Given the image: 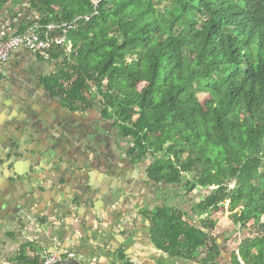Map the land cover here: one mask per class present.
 I'll return each mask as SVG.
<instances>
[{
    "label": "trees",
    "instance_id": "1",
    "mask_svg": "<svg viewBox=\"0 0 264 264\" xmlns=\"http://www.w3.org/2000/svg\"><path fill=\"white\" fill-rule=\"evenodd\" d=\"M5 5L34 13L14 35L36 28L43 38L66 37L49 47L57 71L42 78L64 107L99 111L158 183L187 196L208 190L190 210L171 203L146 211L161 248L215 260L216 228L230 213L239 228L238 239L225 240L233 263L264 264V0Z\"/></svg>",
    "mask_w": 264,
    "mask_h": 264
},
{
    "label": "crops",
    "instance_id": "2",
    "mask_svg": "<svg viewBox=\"0 0 264 264\" xmlns=\"http://www.w3.org/2000/svg\"><path fill=\"white\" fill-rule=\"evenodd\" d=\"M27 8L0 6V42L13 36L24 20L34 19V13ZM14 13L19 15L14 17ZM56 71L55 62L40 59L26 48L17 50L0 67V264H29L28 260L34 257L41 260L51 254L64 257L71 254V258L85 264H119L120 259L126 264H196L171 255L154 239L146 211L157 210L164 204V197L158 200L157 196L148 198L141 190L126 191L132 176L125 169L117 177L122 195L118 194L112 203H101L97 201L100 197L97 191H83L77 181L60 176L61 164L55 159L49 157L48 163L39 165L30 160L28 151L15 150L20 143L10 138L17 132L13 126L18 115L14 113V80L29 86L18 88L23 89L32 106L41 103L49 106L39 80L42 82L43 77ZM31 92L36 96L32 97ZM56 104H53L56 111H61ZM60 120L63 123L46 126L56 138L48 135L49 148L59 140L66 146V129L62 125L68 123L65 118ZM25 147L27 150L32 146ZM106 180L96 173L93 182L97 190ZM225 240L222 238L221 242ZM231 256L229 248L219 261L229 264Z\"/></svg>",
    "mask_w": 264,
    "mask_h": 264
},
{
    "label": "flooded vegetation",
    "instance_id": "3",
    "mask_svg": "<svg viewBox=\"0 0 264 264\" xmlns=\"http://www.w3.org/2000/svg\"><path fill=\"white\" fill-rule=\"evenodd\" d=\"M40 86L43 87L44 90V98L47 99L45 101L49 104V106L45 103L38 104V106H32L30 101H28L24 96H26L23 93V89L18 88V85L24 86L26 89L29 88L28 85H25L23 82L14 80V102H16V106L14 105V113L17 115V121L13 125L15 129H17V132L14 131L13 134L10 135V138H12V142L20 143L18 149L15 148L16 151H25L24 153H27V151L31 154H28V157H30V160L33 161V163H38L39 165L48 163V158H52L53 160H56V163L61 164V169L59 170V174L64 175L68 180L70 181H77L83 191L87 192H93L97 191L96 195H100L99 199L97 201L103 202V203H112L114 202L120 194L122 195V184L121 181H118L117 179L119 173L123 172L121 168H117L120 163V161L117 157L111 156L109 157L107 153L111 150L110 146L105 151L103 150L102 153H99L96 155L93 150L95 147H99L101 143L95 142V140H90L88 137L92 136L99 132L96 130V127H93L91 130L87 128L80 127L73 132L72 130L74 127L78 126L77 121L75 120H69L65 119V122L68 123L67 125L64 124L62 126H65V138L66 140V146L62 144V142L59 140L56 146H51V148L47 145L48 135H50V138L56 139L54 131L47 127H52L55 123H63L60 119L62 118V115L66 110L70 113L74 114H80V112H74L71 109L64 107L58 99H56L54 96H52L43 85V82L39 80ZM37 87V84H35ZM17 92V93H16ZM32 97H35L36 95L31 92L30 93ZM57 101V102H56ZM56 104L61 111H56L55 106L53 104ZM61 104V105H60ZM87 114V113H82ZM25 126H28V129H26ZM47 126V127H46ZM22 133V134H19ZM20 136V138H18ZM32 136V138H30ZM34 137V139H33ZM29 144L32 147H27L28 149L25 150V145ZM106 144V143H105ZM69 146V147H68ZM104 149V148H102ZM31 150V151H30ZM128 161L131 164H135L134 160L129 157L128 151H127ZM118 170V171H117ZM99 172V174L105 176L107 179L97 190V184L93 182V178L95 177L96 173ZM116 178V180L114 179ZM134 179V180H133ZM137 175L132 174V179H130L129 187L127 186L125 189L128 192L136 193L137 190H141V192L150 198V196L153 197L154 194L158 195L159 191H154V185L157 186H163V183H158L155 179H153L150 175V173L147 171L144 181L145 186H141L140 184H136ZM148 180H151L153 183H149ZM91 185L93 186L91 188ZM148 185V186H147ZM149 188V190H147ZM164 188V187H163ZM152 193L151 195H147L146 193ZM119 194V195H118ZM96 198V196H95ZM115 198V199H114ZM165 201L163 202V205L169 204L170 200L167 198H164ZM162 205V206H163ZM159 208V207H158ZM217 242L219 244L220 254L218 257H216L215 260L210 261L205 264H211V263H218L221 264L219 259L223 257L226 254L227 249H229L227 243H222L221 239L216 236ZM196 264H204L199 263V261H192ZM229 264H234L233 261Z\"/></svg>",
    "mask_w": 264,
    "mask_h": 264
},
{
    "label": "rangeland",
    "instance_id": "4",
    "mask_svg": "<svg viewBox=\"0 0 264 264\" xmlns=\"http://www.w3.org/2000/svg\"><path fill=\"white\" fill-rule=\"evenodd\" d=\"M201 99L204 98V95L200 96ZM62 118L69 119V120H75L78 123V126L74 127L72 130L75 132L76 129L80 127H85L87 129H92L93 127H96V130L99 132H96L92 138L89 136L88 138L90 140H95V142L101 143L100 148L95 147L93 152L98 155L99 153H102V151L107 149L109 146L111 148L110 151L107 149V153L109 157L114 156L117 157L120 161L118 166H116L118 169L121 168V170H126V173L128 174H136V184L145 186V175L148 171L149 166L147 165V162L144 160L140 163L131 164L128 161L127 151H128V143L120 140L117 138L116 130L113 128V125H111V121L105 119L99 111L93 110L91 112H88L87 114H74L70 113L66 110V112L63 113ZM56 125V124H55ZM106 143V144H105ZM109 145V146H107ZM69 147V146H68ZM104 148V149H102ZM112 159V157H111ZM118 171V170H117ZM134 180V179H133ZM149 183L151 180H148ZM148 186V185H147ZM164 187V188H163ZM154 191H159L158 195L154 194L153 196H157L158 200H160L161 197L167 198L170 200L169 204H178L181 205V208L185 210H190V208L196 204L203 195L208 193V190L206 189H197L192 195L187 196L188 190L187 189H179L177 187L172 186H160L157 184V186L154 185ZM149 190V188L147 189ZM147 195H151L152 193H146ZM165 201V199H164ZM230 213H227L226 216L220 221L219 226L216 228V236H218L220 239L222 238H229L231 239H238L239 235V228L236 227V225L233 224V222L229 219ZM197 219L203 218V216H196ZM224 236V237H223Z\"/></svg>",
    "mask_w": 264,
    "mask_h": 264
},
{
    "label": "built area",
    "instance_id": "5",
    "mask_svg": "<svg viewBox=\"0 0 264 264\" xmlns=\"http://www.w3.org/2000/svg\"><path fill=\"white\" fill-rule=\"evenodd\" d=\"M70 27V26H66ZM67 29H65V32ZM65 36H58L51 38L46 36L43 38L36 28H31L23 34L13 35L10 38L4 39L0 42V67L4 66L10 60L11 56L19 49L26 48L34 54L40 53L44 60H49L50 55L48 49L52 44L66 43ZM71 49V45H68ZM67 256L46 255L41 259L40 264H70L69 262H62V260L71 258V254Z\"/></svg>",
    "mask_w": 264,
    "mask_h": 264
},
{
    "label": "water",
    "instance_id": "6",
    "mask_svg": "<svg viewBox=\"0 0 264 264\" xmlns=\"http://www.w3.org/2000/svg\"><path fill=\"white\" fill-rule=\"evenodd\" d=\"M42 259V258H41ZM62 262H69L70 264H85L84 262H81V261H79L78 259H76V258H67V259H64V260H62ZM120 263H122V264H126L125 262H124V260H122V259H120L119 260V264ZM211 264H218V263H211Z\"/></svg>",
    "mask_w": 264,
    "mask_h": 264
}]
</instances>
